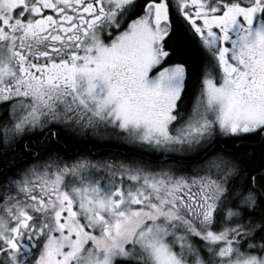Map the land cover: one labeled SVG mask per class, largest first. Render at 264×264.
<instances>
[{
    "label": "snow or ice",
    "instance_id": "1",
    "mask_svg": "<svg viewBox=\"0 0 264 264\" xmlns=\"http://www.w3.org/2000/svg\"><path fill=\"white\" fill-rule=\"evenodd\" d=\"M0 264H264V0H0Z\"/></svg>",
    "mask_w": 264,
    "mask_h": 264
},
{
    "label": "flooded vegetation",
    "instance_id": "2",
    "mask_svg": "<svg viewBox=\"0 0 264 264\" xmlns=\"http://www.w3.org/2000/svg\"><path fill=\"white\" fill-rule=\"evenodd\" d=\"M198 91H199V83H198L197 88H196L194 93H198ZM188 106L190 107V103L188 104ZM220 139L223 140V139H227V138L222 137ZM73 141L80 143V144H83V145H87L90 148H88V151L84 150V148H82V149L78 148L73 154L66 152V151H64V152L60 151V154L66 160L74 159L76 156H87L90 159L97 160V159H102L103 157L110 155V152L103 154V152H105L107 150L106 146L110 145V143H111L108 140L100 141V140H97L95 138H85V139H76ZM92 143H95L96 149H93V147L91 148ZM127 151H129V149L121 148V149L117 150V154L127 152ZM16 159H17V161L26 159L28 161V163H31V158L28 157L27 154L24 153L23 151H18L16 153Z\"/></svg>",
    "mask_w": 264,
    "mask_h": 264
},
{
    "label": "trees",
    "instance_id": "3",
    "mask_svg": "<svg viewBox=\"0 0 264 264\" xmlns=\"http://www.w3.org/2000/svg\"><path fill=\"white\" fill-rule=\"evenodd\" d=\"M197 85H198V82L194 80L193 81V87H192L193 93L195 92V90L197 88ZM92 147H93V149H96L95 148V143L91 144V148ZM78 148H80V149L84 148V150L88 151V148H90V147H88L87 145H83V144L77 143V142H75L73 140H68V143H67L66 146L62 142V145H61L59 150L61 152L66 151V152H69V153L73 154ZM247 150L250 151V152H257L258 153L260 151L259 142H250L249 147H248ZM106 153H109V151L106 150L105 152H103V154H106Z\"/></svg>",
    "mask_w": 264,
    "mask_h": 264
}]
</instances>
